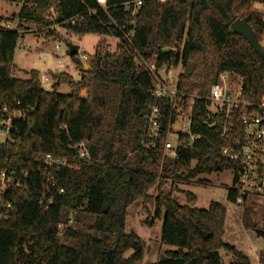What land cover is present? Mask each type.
Listing matches in <instances>:
<instances>
[{"label":"trees","instance_id":"obj_1","mask_svg":"<svg viewBox=\"0 0 264 264\" xmlns=\"http://www.w3.org/2000/svg\"><path fill=\"white\" fill-rule=\"evenodd\" d=\"M3 1L22 5L17 16L20 26L25 21L48 28L53 24L42 14L52 11L56 23L70 34L114 37L119 44L113 53L98 48L80 81L59 75L47 92L37 72H30L26 80L15 76L14 56L21 36L0 28V103L18 100L26 112V120L16 123L15 141L0 145V174H15L21 182L20 188L13 186L2 197L12 208L8 219L0 222V264L143 262L146 244L137 234L126 232V217L128 209L149 199V191L157 185L156 217L164 219L161 243L176 250L152 264H225L221 250L232 256L229 264H251L241 251L224 243L226 209L220 203L197 207V196L187 191L181 192L186 199L181 205L161 187L169 180L191 183L225 171L220 157L225 141L220 124L211 126L206 98L224 73L241 78L252 101L264 96V61L231 30L241 14L249 18L260 42L264 20L251 7L264 5V0H145L135 15L136 0H108L106 10L96 0ZM3 21L12 19L0 16ZM75 56L71 58L80 64ZM153 61L158 69L183 67L176 98L152 96L154 76L140 63ZM63 84L71 94L58 93ZM83 89L85 98L80 96ZM192 95L197 96L193 133L200 138L188 146L181 136L177 158L171 159L163 145L169 123L177 119L178 100L187 108ZM152 106L162 111L161 136L156 148L147 149L142 144L147 136L144 117ZM81 142L88 143L90 160L81 159L74 149ZM47 155L67 163L49 171L54 186L44 167ZM228 199L234 203L231 190ZM70 214L77 224L83 218L91 222L86 229L71 226L63 232L60 225L68 223ZM245 227L255 228L248 217ZM127 251H133L128 259Z\"/></svg>","mask_w":264,"mask_h":264},{"label":"rangeland","instance_id":"obj_2","mask_svg":"<svg viewBox=\"0 0 264 264\" xmlns=\"http://www.w3.org/2000/svg\"><path fill=\"white\" fill-rule=\"evenodd\" d=\"M21 8V4L0 0V16L6 20L12 19L11 22L16 25L20 24L17 16ZM251 10L259 11L264 20V5L253 4ZM240 15H238V19H243ZM42 17L47 22L56 18L52 11L43 13ZM21 26L22 28L29 29L27 30L29 32L23 34L18 40L14 56V74L18 79L26 80L30 78V72H37L40 84L47 92L52 91V87L56 83V74L67 75L74 82H78L84 74L83 71L86 69L81 64L85 63L89 66L98 48L100 52L109 51L113 53L119 44V40L114 37H101L95 34L80 37L68 33L61 26L49 30L47 27H39L36 23L25 21L21 23ZM34 30L38 32L31 33ZM50 31H53L55 36H47V32ZM42 37L48 38L50 42L44 44ZM70 45L79 48L75 59L80 64H77L75 60L69 57ZM260 45L264 49V34L261 36ZM82 55L87 56L88 60H81L80 56ZM183 71L182 66L170 69L166 68L165 72L162 70L159 72V77L167 86L174 87ZM44 76H48L50 80L48 83L43 81ZM234 81L237 82L236 80ZM58 93L62 96H67L72 93V90L67 84H63L58 89ZM80 96H87L86 89L81 90ZM189 98L190 102L187 108H184L182 105L177 106L178 112L181 113H179V117L175 121L174 126H172L173 135H168L166 138L172 142H175L181 121L188 113L191 104V97ZM164 153L169 156L168 153ZM128 157L131 161H134V157L130 152H128ZM232 185V173L225 170L221 173L202 175L191 183L182 181L173 183L172 180H169L161 187V191L165 194L172 192L173 198L181 205L186 204V199L181 192L187 191L197 196V207L207 209L212 202L220 203L226 209L224 243L234 246L237 250L241 251L249 258L251 264H264V238L257 234V230L264 231V198L250 197L245 203L240 205L235 204L228 199V193ZM158 194L157 185L149 191V199L137 201L127 212L126 232L137 234L146 244L145 258L143 262L138 264L156 263L165 257L166 252L176 250L174 247L161 243L164 219L163 217H156L157 207L155 200ZM70 217L73 218L72 227L76 230L86 229V226L91 222L90 218H83L82 222L77 224L72 214L69 215ZM247 217L255 228L247 229L245 227V219ZM220 254L225 264L233 261L232 256L225 250H221ZM132 255L133 251H127L125 258L128 259Z\"/></svg>","mask_w":264,"mask_h":264},{"label":"built area","instance_id":"obj_3","mask_svg":"<svg viewBox=\"0 0 264 264\" xmlns=\"http://www.w3.org/2000/svg\"><path fill=\"white\" fill-rule=\"evenodd\" d=\"M98 5L106 10L108 0H96ZM145 0H136L133 3V14L141 8ZM165 2L166 0H157ZM53 25L48 27L49 30L58 28L60 25L55 20H51ZM0 28L4 30L17 31L20 36L26 34L27 28H22L20 24H14L10 21L0 22ZM38 31H32L31 33ZM40 35V33H38ZM132 34L126 35L129 40ZM43 38V37H42ZM44 44L49 43L48 38H43ZM59 49L58 47H56ZM83 61L88 60L85 55L80 56ZM85 63L81 66L84 67ZM140 66H146V70L154 76L155 89L152 91V96L159 99H174L178 96L176 85L169 87L159 77V72H165V67L158 69L156 63L150 62L140 63ZM81 79V78H80ZM236 80L237 82H235ZM43 81L48 83V76L43 77ZM80 81V80H79ZM197 96H191V104L186 117L181 121V126L177 132L175 142L170 139L164 140V151L168 153L171 159L177 158V150L180 144V137H185L184 144L193 146L200 138L199 135L193 133V104ZM206 100L209 103V120L211 126H220L221 137L225 141L224 147L220 151V157L226 169L232 173L233 185L231 192L235 204H242L248 201L250 197L264 198V96L258 102L251 100L250 96L244 93L243 80L234 74H221L218 80L210 87V92ZM182 99H179L177 106H181ZM177 110V118L179 117ZM26 120V112L21 109L20 101H15L12 104L0 103V145L13 143L15 141L16 123ZM147 136L142 141V144L147 149H154L157 146V141L161 136L162 127V111L158 107H150L148 113L144 117ZM177 120V119H176ZM220 121V123H219ZM175 123V122H174ZM174 123H169L168 135H173L172 126ZM79 157L83 160H90V152L87 142H81L74 146ZM44 167L47 178L52 181V186L56 183L49 175L52 168L57 170L67 167V163L61 160L54 159L51 155H47L44 159ZM13 175L7 172L0 174V222L7 220L11 204H7L2 200L5 192L11 188H20L21 182L17 176L14 179ZM22 178H27V174H22ZM59 194H63L64 190L59 189ZM53 196L49 199V205L53 201ZM47 205V208L49 207ZM73 224V218L68 219L66 225L61 224L60 230L66 231Z\"/></svg>","mask_w":264,"mask_h":264},{"label":"water","instance_id":"obj_4","mask_svg":"<svg viewBox=\"0 0 264 264\" xmlns=\"http://www.w3.org/2000/svg\"><path fill=\"white\" fill-rule=\"evenodd\" d=\"M231 30L234 33L242 35L247 42L250 44L254 52L257 54V56L261 59V61H264V49L260 45V42L258 38L256 37V34L252 27L249 24V18H243V19H237L235 20L231 25ZM169 49H165L164 52L168 51ZM79 52V48L77 46L70 45L69 46V57H73L77 55ZM86 70L89 68L87 64H84ZM13 178H16V175H13ZM204 236H207L206 233H203ZM257 234L264 238V231L263 230H257Z\"/></svg>","mask_w":264,"mask_h":264},{"label":"crops","instance_id":"obj_5","mask_svg":"<svg viewBox=\"0 0 264 264\" xmlns=\"http://www.w3.org/2000/svg\"><path fill=\"white\" fill-rule=\"evenodd\" d=\"M60 74H56V76H59ZM83 98H85V97H83Z\"/></svg>","mask_w":264,"mask_h":264}]
</instances>
